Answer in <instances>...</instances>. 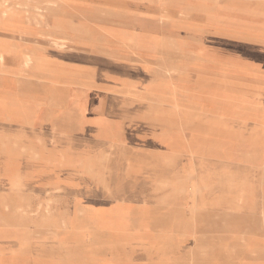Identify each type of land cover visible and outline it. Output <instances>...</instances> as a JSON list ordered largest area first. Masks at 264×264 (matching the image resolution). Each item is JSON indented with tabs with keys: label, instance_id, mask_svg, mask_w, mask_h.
Returning <instances> with one entry per match:
<instances>
[{
	"label": "rangeland",
	"instance_id": "1",
	"mask_svg": "<svg viewBox=\"0 0 264 264\" xmlns=\"http://www.w3.org/2000/svg\"><path fill=\"white\" fill-rule=\"evenodd\" d=\"M0 147V264H264V0H0Z\"/></svg>",
	"mask_w": 264,
	"mask_h": 264
},
{
	"label": "bare ground",
	"instance_id": "2",
	"mask_svg": "<svg viewBox=\"0 0 264 264\" xmlns=\"http://www.w3.org/2000/svg\"><path fill=\"white\" fill-rule=\"evenodd\" d=\"M27 1V0H26ZM38 1V0H37ZM40 2V1H39ZM33 3V2H32ZM35 3V2H34ZM39 4V3H38ZM53 4V3H52ZM2 5V4H1ZM14 5V4H13ZM30 6V5H29ZM53 6V5H52ZM38 7H39V5H38ZM48 7H49V5H48ZM25 9V8H24ZM52 9H54V8H52ZM44 10H46V9H44ZM58 10V9H57ZM60 11V10H59ZM96 17H97V15H96ZM101 18V17H100ZM168 38V37H167ZM168 39H172L171 37H169ZM169 42H171V41H169ZM160 43V42H159ZM172 43V42H171ZM156 45V44H155ZM167 45V44H166ZM165 45V46H166ZM169 45V44H168ZM167 45V46H168ZM163 46V45H162ZM34 49V48H33ZM32 49V50H33ZM37 49V48H36ZM35 50V49H34ZM65 50V49H64ZM30 53V52H29ZM32 53H34V51H32ZM102 53V52H101ZM26 57V56H25ZM27 58V57H26ZM28 59V58H27ZM161 62V61H160ZM25 63V65H26V62H24ZM29 65V64H28ZM32 65V64H31ZM32 67V66H31ZM20 73V72H19ZM46 77V76H45ZM32 80V79H31ZM34 80V79H33ZM52 102V101H51ZM55 104V103H54ZM89 169V168H88ZM87 172V171H86ZM38 209V208H37ZM46 211V210H45ZM47 212H45V214H46ZM63 213V212H62ZM36 214V213H35ZM33 216H34V214H32ZM37 215V214H36ZM43 215V214H42ZM260 215H262V219H264V211H261V214ZM40 218H41V216H40ZM39 218V219H40ZM42 219V218H41ZM44 221H45V219H44ZM42 222V221H41ZM264 223V222H263ZM42 224H43V222H42ZM47 227H49V226H47ZM211 236V235H210ZM239 236H242V235H239ZM206 239V238H205ZM213 240H214V238H212ZM217 239V238H216ZM226 239V238H225ZM240 239V237L238 238V240ZM198 240V239H197ZM216 242H217V240H216ZM234 242H235V240H234ZM234 244V243H233ZM197 246V245H196ZM199 247H200V245H198ZM202 246V245H201ZM206 247H208V246H206ZM106 250V249H105ZM195 250V249H194ZM73 251V250H72ZM102 251V250H101ZM78 252V251H77ZM104 253V252H103ZM207 253V252H206ZM201 255V254H200ZM205 255V254H204ZM201 257H202V255H201ZM203 258V257H202Z\"/></svg>",
	"mask_w": 264,
	"mask_h": 264
},
{
	"label": "crops",
	"instance_id": "3",
	"mask_svg": "<svg viewBox=\"0 0 264 264\" xmlns=\"http://www.w3.org/2000/svg\"><path fill=\"white\" fill-rule=\"evenodd\" d=\"M7 153V149H3L2 147H0V158H3ZM1 162H3V159H1ZM7 184V182L2 181V179L0 178V192L3 189V192L5 193V185Z\"/></svg>",
	"mask_w": 264,
	"mask_h": 264
}]
</instances>
